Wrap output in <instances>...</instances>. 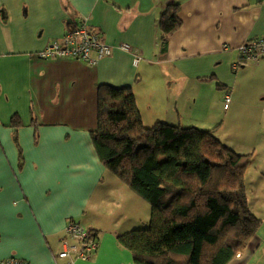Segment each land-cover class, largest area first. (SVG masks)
<instances>
[{
    "label": "crops",
    "instance_id": "crops-1",
    "mask_svg": "<svg viewBox=\"0 0 264 264\" xmlns=\"http://www.w3.org/2000/svg\"><path fill=\"white\" fill-rule=\"evenodd\" d=\"M169 4L182 25L162 49ZM81 22L109 56L95 65L37 56ZM263 36L264 0H0V261L66 264L57 254L75 222L98 245L73 264H136L117 237L150 212L94 150L100 85L129 88L146 128H217L233 152L264 157V57L242 62L240 51ZM262 242L229 264L253 263Z\"/></svg>",
    "mask_w": 264,
    "mask_h": 264
},
{
    "label": "trees",
    "instance_id": "trees-1",
    "mask_svg": "<svg viewBox=\"0 0 264 264\" xmlns=\"http://www.w3.org/2000/svg\"><path fill=\"white\" fill-rule=\"evenodd\" d=\"M178 10L169 4L159 19L162 49L182 25ZM96 124L100 162L150 206L145 228L117 237L136 264H229L244 252L261 222L245 193L251 155L230 150L217 128H146L129 88L98 87Z\"/></svg>",
    "mask_w": 264,
    "mask_h": 264
},
{
    "label": "built area",
    "instance_id": "built-area-1",
    "mask_svg": "<svg viewBox=\"0 0 264 264\" xmlns=\"http://www.w3.org/2000/svg\"><path fill=\"white\" fill-rule=\"evenodd\" d=\"M121 49L127 50L126 46ZM242 62L257 61L264 57V36L249 41L240 47ZM112 49L101 42L96 33L91 32L85 22L68 29L60 40L53 41L37 56L42 59H75L89 65H95L98 60L109 56ZM94 55V56H93ZM134 63L137 60L133 61ZM224 108L230 99L225 97ZM67 240L63 241V250L57 254L58 260H66L73 264L74 260L87 261L97 248V237L75 222L66 227ZM71 239L73 243H69ZM0 264H15L13 261H0Z\"/></svg>",
    "mask_w": 264,
    "mask_h": 264
},
{
    "label": "rangeland",
    "instance_id": "rangeland-1",
    "mask_svg": "<svg viewBox=\"0 0 264 264\" xmlns=\"http://www.w3.org/2000/svg\"><path fill=\"white\" fill-rule=\"evenodd\" d=\"M262 135L263 130L261 131L260 137H262ZM263 159L264 157H262V152L258 151V156H255V162H252L251 165L247 168L248 174L246 178L248 179V181L245 178V193L249 208L251 209L250 211L254 212L255 216L261 221L255 236H258L263 240V246H261V249H259L258 252L255 253L252 259L253 263L250 262L248 264H264V176L260 172L262 168L258 169L259 167H261L259 165H261ZM145 204L147 207V212L149 214L150 206L147 202ZM148 219L149 218L147 216V222L143 224L139 229H143L147 226Z\"/></svg>",
    "mask_w": 264,
    "mask_h": 264
}]
</instances>
